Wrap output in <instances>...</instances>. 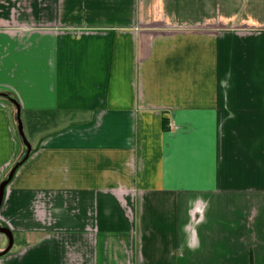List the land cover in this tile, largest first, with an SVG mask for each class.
<instances>
[{
    "label": "crops",
    "instance_id": "0c3cea01",
    "mask_svg": "<svg viewBox=\"0 0 264 264\" xmlns=\"http://www.w3.org/2000/svg\"><path fill=\"white\" fill-rule=\"evenodd\" d=\"M0 93V264H264V0H0Z\"/></svg>",
    "mask_w": 264,
    "mask_h": 264
},
{
    "label": "water",
    "instance_id": "95a60500",
    "mask_svg": "<svg viewBox=\"0 0 264 264\" xmlns=\"http://www.w3.org/2000/svg\"><path fill=\"white\" fill-rule=\"evenodd\" d=\"M0 97L9 100L10 102H12L16 106V109H17V116H16V118H17V133H18L19 139L21 141V144L24 148V154L21 157V159L11 168V170L9 171L7 176L0 182V206H1L6 185L11 180V178H12L15 170L17 169V167L30 155L32 148H31V145L29 144V142L27 141V139L25 138L24 133H23L22 124H21L20 115H19L20 109H19V105H18L17 101L14 98H12L9 94H6V93H0ZM0 234L4 235L7 238L6 248L4 250L0 251V258H1L5 253H7L11 249V247L13 245V233L11 232L10 229L0 226Z\"/></svg>",
    "mask_w": 264,
    "mask_h": 264
},
{
    "label": "rangeland",
    "instance_id": "374dc122",
    "mask_svg": "<svg viewBox=\"0 0 264 264\" xmlns=\"http://www.w3.org/2000/svg\"><path fill=\"white\" fill-rule=\"evenodd\" d=\"M14 239H15V244H18V243H17V236H16V235H14ZM5 244L7 245L6 240H5ZM5 247H6V246H5ZM3 249H5V248H3Z\"/></svg>",
    "mask_w": 264,
    "mask_h": 264
}]
</instances>
